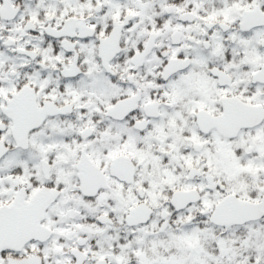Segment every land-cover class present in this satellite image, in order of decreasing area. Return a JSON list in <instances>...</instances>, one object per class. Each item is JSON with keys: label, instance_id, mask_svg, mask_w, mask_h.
I'll use <instances>...</instances> for the list:
<instances>
[{"label": "snow or ice", "instance_id": "6c2138e0", "mask_svg": "<svg viewBox=\"0 0 264 264\" xmlns=\"http://www.w3.org/2000/svg\"><path fill=\"white\" fill-rule=\"evenodd\" d=\"M0 264H264V0H0Z\"/></svg>", "mask_w": 264, "mask_h": 264}]
</instances>
